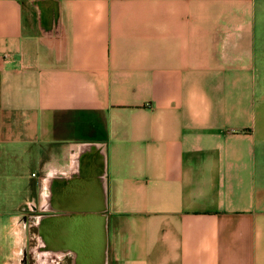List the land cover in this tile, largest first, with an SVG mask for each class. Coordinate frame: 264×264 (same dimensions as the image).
I'll list each match as a JSON object with an SVG mask.
<instances>
[{"label": "crops", "instance_id": "0c3cea01", "mask_svg": "<svg viewBox=\"0 0 264 264\" xmlns=\"http://www.w3.org/2000/svg\"><path fill=\"white\" fill-rule=\"evenodd\" d=\"M263 95L264 0H0V264L101 202L108 264H264Z\"/></svg>", "mask_w": 264, "mask_h": 264}, {"label": "water", "instance_id": "95a60500", "mask_svg": "<svg viewBox=\"0 0 264 264\" xmlns=\"http://www.w3.org/2000/svg\"><path fill=\"white\" fill-rule=\"evenodd\" d=\"M98 207L99 213L95 217L69 216L62 218V216L53 215L52 225L55 228L53 234L47 233L48 218L41 217L38 221L39 225L43 227L42 250L46 252L49 250L52 253L55 251L57 253H72L77 260V263L74 262V264H90V262L92 264H108L107 203L101 202Z\"/></svg>", "mask_w": 264, "mask_h": 264}, {"label": "flooded vegetation", "instance_id": "af4514ba", "mask_svg": "<svg viewBox=\"0 0 264 264\" xmlns=\"http://www.w3.org/2000/svg\"><path fill=\"white\" fill-rule=\"evenodd\" d=\"M45 215H46L45 212L37 213V217H36L37 233L32 238L31 247L29 249L25 247V249L23 250L22 264H54V253L52 256L51 255L49 256L45 253L46 251L42 250L41 248L42 245L40 246V248L36 247L38 244H41L38 235L41 236L43 234V227L39 225L38 220L41 217H44ZM43 256L47 258L46 263H43ZM57 256H58L59 264H74L75 262V255L72 253L58 252Z\"/></svg>", "mask_w": 264, "mask_h": 264}, {"label": "rangeland", "instance_id": "374dc122", "mask_svg": "<svg viewBox=\"0 0 264 264\" xmlns=\"http://www.w3.org/2000/svg\"><path fill=\"white\" fill-rule=\"evenodd\" d=\"M262 99H263V102H264V95H263V97H262ZM33 237V236H32ZM38 237L40 238V241H41V243H42V239L44 238L42 235L40 236V235H38ZM40 246H41V244H38L36 247H39L40 248ZM54 253V264H59L58 263V256H57V252L55 251V252H53ZM53 253L51 252V251H47L46 252V254L47 255H53ZM47 262V258L45 257V256H43V263H46ZM75 263H77V260H75ZM90 264H92L91 262H90Z\"/></svg>", "mask_w": 264, "mask_h": 264}, {"label": "built area", "instance_id": "2783aa9c", "mask_svg": "<svg viewBox=\"0 0 264 264\" xmlns=\"http://www.w3.org/2000/svg\"><path fill=\"white\" fill-rule=\"evenodd\" d=\"M35 174L33 173V176H34Z\"/></svg>", "mask_w": 264, "mask_h": 264}]
</instances>
